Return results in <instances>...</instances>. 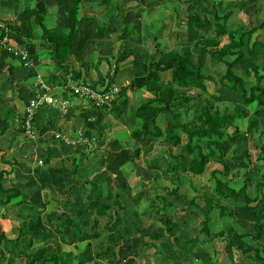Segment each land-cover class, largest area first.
<instances>
[{
	"label": "crops",
	"instance_id": "obj_1",
	"mask_svg": "<svg viewBox=\"0 0 264 264\" xmlns=\"http://www.w3.org/2000/svg\"><path fill=\"white\" fill-rule=\"evenodd\" d=\"M17 1L18 0H0V149L4 153L3 160L5 162L0 163V168L8 169V161L11 159L16 160L12 167V173L5 178V184L13 185L20 190L21 198L24 202L17 206L19 207V219L25 221L27 229L32 235L38 236L37 239H34V237L32 238V246L34 248L40 247L41 251L34 253L33 250L25 248L27 239L31 238V235H26L15 242L14 251H12V246H9V252L6 253L7 260L11 264H17L19 262L29 264L32 259L27 261L24 255L35 257L47 248L51 252L57 250L59 253L68 252L71 255V264H90L91 262L93 264H156L154 259L152 261V258L150 257V259L148 257L149 255L151 256L152 252L149 254L148 251H152V247L149 245L142 246L141 244H136L132 240L139 238L135 236L138 228L142 233H152L150 235H153V225H150V223L145 224V216L147 214L144 215L145 213L142 208H139V204L142 201L140 202L137 200L134 204L133 213H131L133 217H137L138 221L135 222L136 224L132 223V226L130 224L126 225L121 216L130 209V206L127 204L132 201V197L135 195L133 189H136L135 187H137L138 182L142 183V180L136 177L138 173L136 169L132 175L126 173V168L129 164H132L130 161L132 147H128L127 141L124 143V137L127 136L125 132L128 129L130 130L129 134L136 131L138 124L134 125L132 123L138 120L140 124V120L143 122L150 113L149 110H145L137 117L134 111V118L131 117L132 113H129V110L127 111L125 108L129 106L128 103L137 100V102H135L137 103L136 109L137 106L144 102L146 98L150 97L151 94L144 87H140V89L144 88L146 90V94L144 93L142 96L145 99H142L137 93H127V89H125L126 86H123L125 88L122 92L124 93L125 91V95L122 96L123 93L121 92V96L113 105L111 104L105 108H95L90 100L83 99L71 93L70 87L66 84L67 81H65L64 76L70 72L73 74V82H81L83 84L93 83L94 86L99 85L98 82L96 83L98 74L104 77L110 71V75H112V69L107 67L108 65L104 60L99 62V59L106 55L116 56L124 49L135 48L138 52L140 51V53H138L139 60L147 62L151 52L148 53L147 60L140 59L143 55L141 47L144 48L149 41L145 35V30H148V27L157 29L156 32L151 31L149 34H153V37H157L156 39L160 41L166 27L164 23L166 18V15H164L165 9L168 8H159L161 15L158 17H153L150 14L143 17L141 14L130 21L127 18H134L135 16L134 14L126 13V8L131 6L137 7L141 12L136 11L135 15L142 13V9L144 10L146 6L143 3L144 0H134L125 5L122 0H110L103 14L110 18V23L118 19L123 21V23L119 21L121 22L119 29L113 28L112 31H120L125 24L129 25L130 22L134 21L133 23L137 25L136 35H117L118 33L110 30L111 33H109V36H104L98 40H96L97 36L92 29L95 25L96 16L88 14L87 10L90 8H86L83 12L91 16V19L82 21L80 18L83 12L79 10L77 14L78 20L76 30L72 34L73 47L79 52L81 59L84 61H87L86 59L89 58L90 55L91 57L88 59L90 62L93 58H98V74H95L96 77H93V75L88 72L87 66L84 68L78 62V65L74 66V61L76 62L74 56L69 57L67 61L68 68L66 70H60L58 74L50 58V54L48 53L49 46H47L41 38V29L35 22L34 15L28 16L25 21L27 30L21 26V18L24 11L32 8L43 16L44 23L48 27L58 28L65 33L68 32L73 22L69 10H66L69 6V0H63L61 3L57 0H30V6L23 5L22 9L18 7ZM118 1L119 6L111 11L112 5L115 6ZM185 1L186 0L183 1L185 4V11H188V13L186 12L187 15L185 19L181 17L179 9L177 7L175 8V3H170L175 2V0H164L162 5L168 6L172 4L173 15L171 17L174 19V24L180 23V19L183 22L182 29H179L180 33L184 36L183 39H191L195 42L197 34H199L197 28L204 27L206 21L198 15V11H200L201 6L205 10L208 8L209 12L203 15L207 19H211V11L213 10L212 4L214 2H208L207 0ZM218 1L216 8L221 11L220 13L230 11L232 18L236 19L235 24L231 18L229 19L231 29H238V31L241 32L244 29L249 30L251 27L262 24V28L252 33L251 40L253 41L256 38L259 39L258 35L262 36L260 39H264V15L260 14V5H257V0ZM15 6L18 9H16ZM149 9H151V7ZM8 10L14 11L13 14L10 15V19L7 18L6 20L1 18L3 16V11ZM252 13H255V15ZM192 14H195L201 22L192 28H187L186 20ZM240 19H242L243 22H238ZM99 22L98 20L96 25ZM169 22L173 23L171 20ZM139 24L141 28H139ZM10 25L19 29L22 33L11 30L9 28ZM3 29L4 33L2 34ZM26 31L30 33L28 37L24 35ZM192 32H196L195 37ZM188 35H190L189 38ZM205 35L207 36L208 34L205 33ZM180 41L181 43L183 42L182 39H180ZM97 44L103 46L105 49L99 46V49L94 51L93 48L95 46L98 47ZM132 46L134 48H132ZM21 51L27 53L29 58L28 63L20 58ZM92 51L96 53L93 58L92 54L94 52ZM110 51H113V53L109 54ZM171 55L172 54L162 53L159 57V63H165L161 62V57L168 59ZM131 63L130 59H128L114 75L113 81H115L116 78L117 82H123V75L122 78L119 80L117 79V75L123 70H125L124 73L128 72V74L132 72L137 73L142 70L139 65ZM246 64H250L249 58L246 59L245 64L236 65L235 68L238 69L240 66H245ZM128 65H131L132 68H128ZM112 66L110 68H112ZM96 68L98 67L96 66ZM166 72L169 73L170 79V71H164L162 73L165 74ZM39 74L41 76L37 77ZM238 74L241 75L240 73ZM138 78L140 79L138 80ZM39 79L46 80V82L50 84V93L53 96H57L59 99H68L69 104L65 109H62L59 103L39 107L35 113L33 123L37 136L34 139H29L23 134L24 129L22 121L25 113L24 107L28 99L36 92L37 88L34 85ZM136 79L140 81L142 77H137ZM130 95H135V98L133 97V100L128 99ZM144 113L145 116H143ZM97 129L99 130L97 131ZM97 139L100 145L93 143L94 141L97 142ZM132 139L133 141L136 139L134 135ZM101 141H103V147L101 146ZM186 141L187 139L184 141V146ZM150 143H152V141ZM92 145L95 146V148H93ZM16 150H18V154H16ZM90 150L94 151V155L89 156V154H87V152L91 153ZM138 151L139 149L137 148L135 153L137 154ZM142 151L144 154L148 153L146 149H142L141 152ZM146 160L150 162L148 159ZM39 161H41V163ZM103 162H106V165H103ZM154 163L158 165L157 160ZM137 167L141 168L140 165H137ZM77 174L80 175L78 179L75 178ZM132 177L136 178L133 179ZM85 179L88 180V183H96L99 185V188L103 189L101 195L96 194V197H89V194L86 193L92 190V187L85 182ZM132 182L135 184L130 185ZM69 183L71 184L68 186L65 185ZM113 191L118 194V200L123 204L124 209L118 210L114 208L117 212L115 215L112 210L113 208H109L105 211L106 213L104 215H98V206L108 203L109 195ZM89 198L91 201L96 200L99 202L97 207L92 206L95 208L94 213L89 209L91 205L88 206V210L82 207V205L87 206ZM128 199L131 200L128 201ZM89 201L88 204L91 203V201ZM59 204H61V207ZM62 204H65L64 206L68 204L66 210L62 207ZM56 207H59L60 210ZM110 210H112L111 215H109ZM63 211L68 212L72 219V223L69 224L66 222V217H62V223L65 225V227H63L64 235L65 237L71 235V240L66 238V241L59 238L60 234L55 232L54 223L51 222ZM121 211H124V213L122 214ZM3 213L6 214L7 217L13 218L12 212L9 211L6 213L4 211ZM189 215L191 216V214ZM101 216H111L115 218L113 221H104L100 224L102 227L99 230L96 226H98L99 223L98 217L102 219ZM90 217L93 219L89 220ZM13 221V223L17 224L18 218L14 216ZM122 222H124V225ZM8 227L9 225H6L5 229ZM124 227H126V230L122 232L121 230ZM114 230L117 234L119 231H121L120 235L125 234L123 235L124 237L122 236L123 238L121 241H119L120 239H114L112 236ZM95 232H97V236H95ZM103 232H105L104 235L106 234L104 242L95 244V239L100 237ZM172 233L173 236H175L174 244L179 246V243H181V236L176 235V231L173 232L172 230ZM182 235L186 236L187 233L185 232V234ZM119 237L117 236L116 238ZM191 239V235L189 234L188 244L193 243L190 241ZM248 243L250 242L248 241ZM256 244L257 242L255 245ZM246 245L255 246L251 244ZM259 245H261V243H259ZM113 251L116 257L113 256ZM81 254L84 255L83 259L80 258ZM153 255L156 256V258L158 256L157 253H153ZM79 261H82V263H79ZM4 264H7V262Z\"/></svg>",
	"mask_w": 264,
	"mask_h": 264
},
{
	"label": "trees",
	"instance_id": "obj_2",
	"mask_svg": "<svg viewBox=\"0 0 264 264\" xmlns=\"http://www.w3.org/2000/svg\"><path fill=\"white\" fill-rule=\"evenodd\" d=\"M59 3L63 0H57ZM110 0H69V6L66 10H69V14L72 17V26L68 32H62L58 28H50L44 23V18L34 9L25 10L21 18V26L25 27V21L28 16L34 15L35 22L41 29V38L44 43L49 46L48 53L50 58L59 70H66L68 68L67 61L70 56H74L76 60L83 66H87V62L82 61L80 54L74 49L72 42V34L76 30L77 26V14L79 10L81 12L86 8L97 7L101 11H106V5ZM211 18L213 20V34L211 36L199 35L195 40L194 44L197 49V63L195 64L189 55L184 52H178L175 50L172 55L168 58L166 63H159V57L162 54L161 43L153 37L155 51L149 56L147 62L140 61L138 51L134 49H124L118 55L112 57L114 59L112 68V75L110 71L106 76L98 74V84L103 85L107 81V86L114 83L111 79L119 71L121 66L132 57L130 61L134 65H139L142 70L134 73L128 86L144 87L151 96L146 98L144 102L137 106L135 109V115L139 117L145 110H149L150 113L146 119L142 122V127L137 129L132 134L137 137L145 136L150 134L156 138H162L165 142H171L173 145H179L182 142L181 134L185 133L188 139L185 143V152L183 153H171L169 154L170 161H168V172H170V182L173 187L167 190L166 193L156 194L153 198H150L147 211L144 209V213H148L149 216L154 217L157 222V231L153 235H141L139 228L137 229L136 237L141 238L143 245H148L153 240H160L162 228L166 234H170L172 227L168 224L167 219H163L166 213L173 212L172 203L167 199L168 195L177 197L179 194L180 184L183 182V176L185 174L201 175L209 170V177L213 182L212 192L214 196L219 199L228 200L232 198L237 201L239 196L242 195L244 204L242 209L245 213L250 214L254 219V225L251 228L252 231H233L230 242L235 244L242 254H249L254 252L256 256V262L252 264H264V247L259 246L257 243L255 246H247L244 240L255 239L259 242L264 241V178L251 173L254 179V186L252 192L248 187V183H243L239 188H233L230 185L231 178V165L227 161L225 153L222 151V146L227 142H237V140H246L248 134L255 127L254 122H250L246 125L244 131L241 128L247 113L245 109L239 105H233L232 108L220 110L214 106L208 98L210 97L209 91L206 85V74L202 71V61L205 54L214 60L225 65L223 74L219 77L220 84L227 87L231 91H240L241 99L244 104L253 105L259 112L264 111V86L262 80L264 74L259 70L258 64L249 65L251 71L255 76L253 83L246 88V80L235 72V66L246 63L247 58H257V52L260 50L264 52V39L251 40L252 33L259 30L263 25L251 27L249 30L231 29L229 25L230 11L225 13H219L215 4H212ZM82 21H88L91 16L87 13L82 14ZM109 21V17H108ZM201 21L195 15H190L186 20L187 28H192ZM105 24L98 23L96 27L97 35L102 38L108 33L105 28ZM9 28L15 32L22 33L19 29L9 26ZM137 25L125 24L120 30L122 35L136 34ZM27 30V29H26ZM4 29L2 30V34ZM25 36H29L30 33L26 31ZM225 37L226 41L220 45L221 39ZM107 59L108 62L112 59ZM164 71H170V79L163 80L161 73ZM110 76V78H109ZM136 77H142L140 81ZM109 80H108V79ZM93 85V83H90ZM94 86V85H93ZM120 88L119 95L115 101L120 97L122 89ZM126 89V88H125ZM202 97H206V105H196L194 109L199 113V118L202 121L200 124L194 126H188L180 121L182 113L189 108V106L197 104ZM217 98H215L216 100ZM107 105L95 108H105ZM168 112L172 116V120L168 121L165 127H161L157 124L158 117L160 114ZM197 115L194 116V118ZM197 116V117H198ZM264 120V118H263ZM151 121L154 125L152 129L148 127V122ZM264 123V121H263ZM23 125V121H22ZM99 129H97L98 131ZM95 131V129H94ZM93 131V132H94ZM264 131V130H262ZM94 135V133H93ZM255 147L259 149L260 157L264 156V142L255 144ZM4 153L0 149V163H5L3 160ZM237 160L238 166L243 169H248L252 164L251 155L247 150L242 151L239 154L235 153L233 156ZM16 162L15 159L8 161L9 168H0V264H4L9 261L7 260L6 253L9 252V244L18 241L23 236H30L31 233L27 229L26 223L23 220H19L18 225L15 228L11 222V218L7 217L6 214L1 213V209L4 210L8 205L18 206L24 202L21 198L20 190L13 185H6L5 178L7 175L12 173V164ZM88 183V180L85 181ZM98 191L99 185L91 183ZM190 188L196 194L203 195L202 213H200L201 222L199 233L206 236L208 239H213L215 236H222L223 232L218 231L213 233L210 231V221L212 219V212L214 209L218 210L220 217H235L233 211L226 204H222L221 200H216L213 195L208 193L197 192L198 188L189 185ZM194 195L191 197L193 198ZM118 194L113 191L109 195V202L99 205L96 200L91 201L90 205L98 206V215H104L107 209L113 208L115 215L118 210H123L124 206L118 200ZM190 204H193V200H190ZM193 212V211H192ZM194 214V213H193ZM195 215V214H194ZM66 217V222L71 224L72 219L69 213L63 211L58 217L53 219L54 230L62 236V239L66 241L71 240V235L65 237L62 223V217ZM10 221H9V220ZM52 220V219H51ZM9 225L7 229L5 226ZM14 227V228H13ZM14 232H13V231ZM97 236V232H95ZM121 237V238H120ZM119 237V241L123 238ZM146 237L148 239H146ZM207 240V239H206ZM205 241V240H204ZM113 256L116 257L115 252H112ZM28 260H31L29 264H71V255L68 252L59 253L58 250L51 252L49 249H44L39 255L32 257L30 255H24ZM210 260V259H209ZM28 264V263H27Z\"/></svg>",
	"mask_w": 264,
	"mask_h": 264
},
{
	"label": "rangeland",
	"instance_id": "obj_3",
	"mask_svg": "<svg viewBox=\"0 0 264 264\" xmlns=\"http://www.w3.org/2000/svg\"><path fill=\"white\" fill-rule=\"evenodd\" d=\"M120 1V0H119ZM119 1L115 4V6L112 5L111 11L114 10L115 7H118L119 5ZM124 5L127 4L128 2H132L134 0H122ZM141 1V0H140ZM184 0H175V2H170L172 4H174L175 8L177 7L179 9V11L181 12V17H183L184 19L186 18V15L188 13V11H185V4L183 3ZM208 2H214L215 4V8H216V4L217 2H219L218 0H207ZM230 1V0H229ZM164 2V0H144V4L146 5L144 10L142 9V13H138L135 15V12H141L139 10V8L137 7H128L126 8V13H131L134 14V18H127L128 20L132 21L133 19H135L136 17H138L139 15H143V17L148 16L149 14L153 17H158L161 15V11H159L160 9L163 8H168L165 9V14L166 18L164 23L166 24V27L164 29L163 35L160 38V43H161V47H162V53H167V54H172L175 50H177L178 52H186L189 55V58L196 64L198 57H197V47L195 46L194 42L191 39H183V35L180 33V30L182 29V25L183 22L180 19L179 22L180 23H176L173 21V17H171L173 15V11H172V4H169L168 6L166 5H162ZM187 2V0L185 1ZM18 7L20 9L23 8V5H28L30 6V0H18ZM260 5V14L264 15V0H257V5ZM108 6V4H107ZM16 7V6H15ZM151 7V9H149ZM160 8V9H159ZM16 9H18L16 7ZM149 9V10H148ZM216 10L220 13L221 11H219L217 8ZM88 14H92L96 16V21H95V25L92 27L93 31L95 32V35L97 36L96 40H98L100 37L97 35L96 32V23L98 22V20L100 21L99 23H103L105 24V28L107 29L108 33H106V36H109V33H111L113 28H117L119 29V25L121 26V19L115 20L113 23H110V18L108 21V16L103 14L105 13L101 11L99 8H90L87 10ZM13 10H8V11H3V16L1 18L3 19H10V15L13 14ZM187 12V13H186ZM207 12H209L208 8L205 10L203 9V7L201 6L200 11H198V15H200L205 21L204 23V27H198L197 28V32L199 34H197V36L199 35H205V33H207V36H211L213 34V20L211 19H207L206 17H204L203 14H206ZM212 12V11H211ZM103 14V15H102ZM253 15H255V13H252ZM231 17H229V19L231 18L233 20V23L235 24L236 19L232 18V15H230ZM105 17V18H104ZM172 21L173 23H170L169 21ZM138 21V20H137ZM243 20L240 19L238 22H240ZM134 22V21H133ZM133 22H128L130 26L134 25ZM123 23V21H122ZM139 23V21H138ZM121 28V27H120ZM139 28L140 24H139ZM180 29V30H179ZM111 30V31H110ZM146 37L149 39L148 43L146 44V46H144V48L141 47V50L143 51V55L140 57V59H145L147 60L148 58V53L151 52V54L155 51V47H154V40H153V34H149L151 31H157V29L149 28L148 30L146 29ZM112 32H116L118 33L117 35H120V31H112ZM143 32V30H142ZM193 36H196V32H192ZM144 34V33H143ZM130 35V34H129ZM136 35V34H135ZM150 35V36H148ZM264 36V35H263ZM156 37V36H155ZM190 37V35H188V38ZM257 37V36H256ZM255 37V38H256ZM259 38H261V35H258ZM157 38V37H156ZM180 39H182V43L180 41ZM226 41V38L223 37L221 39V43L220 45H222L224 42ZM98 45V44H97ZM98 47H94V51L99 49ZM101 48H104L103 46H100ZM132 48H134L132 46ZM105 49V48H104ZM134 50H136L134 48ZM92 51V52H94ZM138 51V50H136ZM115 52V51H114ZM79 53V52H78ZM91 53V52H90ZM113 53V51H110L109 54ZM140 53V51L138 52ZM96 53L94 52L92 54V58ZM150 54V55H151ZM114 55L112 56H104L103 58L99 59V62H101V60H104V62H106V64L108 65L107 67L110 69V67L113 65L114 59L112 58ZM91 57V55H90ZM89 57V58H90ZM87 58L85 62H87V67H88V72L91 73L93 75V77H96L95 74H98V58L97 59H92L91 62L88 61ZM110 62L107 61V59H110ZM76 59V58H75ZM129 59H132V57H129ZM139 59V58H138ZM149 59V58H148ZM250 59V64H246L245 66H240V68H235V72L240 73L241 76L246 80V88L249 87V85L251 83L254 82L255 80V76L253 74V72L251 71L249 65H253V64H258L260 66L259 70L262 71V73L264 74V52H261L260 50H258L257 52V58H249ZM161 62H165L168 60L165 57H161ZM166 60V61H165ZM84 61V60H82ZM148 61V60H147ZM80 63L78 60H76V62L74 61V66L78 65V63ZM132 64V63H131ZM81 66V65H80ZM96 66L98 68H96ZM123 66V65H122ZM82 67V66H81ZM83 67L85 68L86 66L83 65ZM128 68H132L131 65H128ZM56 72L59 74V68H57V66L55 67ZM225 69V65L223 63L220 62H215L214 60H212L208 54H205L204 59L202 61V71L206 74V85H207V89L209 91V95L210 97L208 98L211 102H213L214 106L218 107L220 110H223V108L225 107L226 109L228 108H232L233 105H239L241 108L245 109L246 113H247V117H245L243 125H242V129L244 131L245 127L247 124H249L250 122H254L255 123V127L251 130V132L248 134V138L246 140H237V142H227L225 145L222 146V151L225 153L226 157L228 158L227 161L229 163V165H231V173L229 174V177H231L230 180V185L233 188H239L243 185V183H248V187L250 189V192H252L253 186H254V179L253 176H251V173H254L257 176H261V172L263 173V175L261 177L264 178V156H260L259 153V149H257L255 147L256 143L259 142H264V123H263V118H264V111H258L253 105H247L243 103L242 99H241V93L240 91H231L229 90L227 87H224L222 84H220L219 81V77L220 74L223 72V70ZM112 71V70H111ZM125 70L121 71L118 75H117V79L119 80L120 78H122V75L124 76L123 82L119 83L117 82L116 78L115 81H113V79H111L115 84H117L120 88L123 86H126V91L131 92L133 94L137 93L138 96H143V94H146V90L144 88L140 89L138 87H134L131 88L128 86L130 80L133 77V74L135 72L129 73L126 72L124 73ZM87 72V71H84ZM166 72L165 74L162 73V78L164 80H168L169 79V73ZM87 76V75H86ZM110 78V76H109ZM137 78V77H136ZM140 78H138L139 80ZM109 80V79H108ZM262 85L264 86V78L262 80ZM123 91V89H122ZM123 93V92H122ZM125 95V91L122 94V96ZM121 96V95H120ZM133 97L135 98V95L133 96H129L128 99H132ZM215 98H217L215 100ZM140 99V98H139ZM142 99H145L144 97H142ZM206 97H202V99L195 105L189 106V108H187V110H185L182 115L179 117L180 121L185 123L188 126H194L195 124H200L202 126V121L199 118V113L194 109V106L196 105H206ZM127 101V99H126ZM134 102L132 103H128L129 106L127 108H125L129 113L131 114V117H134L133 112L135 111V107L137 105V100H133ZM57 103H54V105ZM141 104V103H140ZM197 115L195 118L194 116ZM145 116V113L144 115ZM135 118V117H134ZM168 120H172V116L170 113L165 112L160 114V116L158 117L157 120V124L161 127H165V125L167 124ZM142 120H140V124L138 122V120L134 121V125L138 124V127L136 129H140L142 127ZM153 124L152 122H148V127L150 129L153 128ZM129 129L125 132L127 134V136L124 137V143L125 141H127L128 143V147H132V154H131V162L132 164L126 168V173L132 175V173L134 172V170H137V175L136 177H139L142 180L141 182H138L137 187H135L136 189H133V193H135V195L132 197V201H130L127 205L130 206V209L128 210V212L121 211L123 215L122 218L124 219V222L126 223V225H131L132 223H135L137 220V217H133V215L131 213H133L134 210V204L138 201H142L139 204V208H142V210H146L148 208V204L150 202V198H153L156 194H163L166 193L167 190L171 189L173 187L174 184H172L170 182V172H168L167 168H168V161H170V157L169 154L171 153H183L185 152V148H184V141L186 139H188L187 134L185 133H180L181 137H182V143H180L179 145H173L171 142H165L163 141L162 138H156L154 136H151L150 134L145 135V136H141V137H136L135 136V140L133 141L132 136L133 134H129ZM23 133V132H22ZM25 134V133H23ZM123 134V132H122ZM26 135V134H25ZM150 139L152 141V143H150L151 141L148 140ZM98 142V143H97ZM97 142L94 141L93 143L96 145H100L98 139ZM93 144V145H94ZM93 148H95V146H93ZM101 146L103 147V141H101ZM97 147V146H96ZM144 147V148H143ZM92 148V149H93ZM98 148V147H97ZM139 149L138 153H135L136 149ZM142 149H146L148 151V153L144 154V152L142 153L141 150ZM169 149V150H168ZM247 150L250 152L251 155V161L252 164L250 165V167L248 169H243L240 168L238 166L237 160L233 158V156H235L236 154L241 153L242 151ZM91 153L87 152V154H89V156L94 155V151L90 150ZM16 154H18V150H16ZM25 158V157H24ZM129 158V156H128ZM100 159V158H99ZM148 159L150 162H147ZM157 160V164L155 165L154 162H156ZM137 161V162H136ZM154 161V162H153ZM160 162V163H158ZM103 165H106V162H103ZM137 165H140L141 168H138ZM12 167L14 166L13 164L11 165ZM209 170H207L206 172H204V174L201 175H192V174H185L183 176V182L182 184H180V188H179V195L177 197H174L172 195H168L167 199L172 203V207H173V212L171 213H166V216L163 217V219H167L168 224L172 227L173 232L176 231V235L181 236V243H179V246H176L174 244V240H175V236H173L172 231L170 232V234H166L164 232V230L161 228L160 232L162 233V238L160 240H153V242L151 244H148L149 246L152 247V251H148L149 254L151 253V256L149 255L148 257L152 258L156 261V264H252L256 262V256L254 254V252L250 253V254H242L241 251L235 247V244H231L230 242V238L232 235L233 231H252V227L254 225V219L251 217L250 214H247L243 211L242 209V205L244 204V200L242 199V195L239 196V199L237 201L233 200L232 198L228 199V200H223V199H219L216 196H214V193L212 192V186H213V182L211 180V178L209 177ZM80 177L79 174H77V176L75 177L76 179H78ZM135 177V178H136ZM133 179H135L134 177H132ZM86 180V179H85ZM85 180H81V181H85ZM76 181V180H75ZM74 181V182H75ZM73 182V183H74ZM79 182V181H77ZM72 183V182H71ZM69 184H65L66 186L70 185ZM80 183V182H79ZM78 184V183H77ZM92 190L87 191L86 194H89V197H96L97 195H101V192L103 191V189H99L98 191L96 190V188L91 184ZM102 184V183H100ZM135 183L132 182L130 183V185H134ZM144 184V186H143ZM189 185L195 186L196 188H198L197 192H201V193H208L210 195H213L215 197V199L221 200L220 202L222 204H226L227 206L230 207V209L233 211L235 217L233 216H226V217H220L218 214V210L214 209L212 212V219L210 221V231L213 233H216L218 231H222L223 235L222 236H215L213 237V239H208L206 236L201 235L199 233V228H200V222H201V217H200V213H202V205H203V195L202 194H196ZM106 187V186H105ZM133 187V186H132ZM193 198L191 197L192 195H194ZM90 200V198L88 199V201ZM131 199H128V201ZM190 200H193V204H190ZM87 201V206L86 205H82V207H85L86 209L88 208V206H90V204H88ZM91 201V200H90ZM89 201V202H90ZM61 207V204H59ZM65 204H62V207H64V209L66 210L68 204L66 206H64ZM70 207V206H69ZM59 208V207H56ZM136 208V207H135ZM19 207L17 206H13L8 205L6 208L1 209V213H3L4 211L6 213H8L9 211L12 212V216L14 218V216H17ZM89 209H91V212H95V208L89 207ZM138 209V208H136ZM3 210V211H2ZM60 210V208H59ZM88 210V209H87ZM193 211V212H192ZM119 212V211H118ZM195 215H194V214ZM112 214V210H110V214ZM148 215V213H145L144 215ZM191 214V216L189 215ZM145 216V224L150 223V225H153V234L156 233L157 231V222L155 220L154 217L151 216ZM95 216V215H94ZM13 218L11 217L12 221V225L16 227V225L19 223L15 224L13 223ZM102 219H100V217H98V226H96V228H98L99 230L101 229V225L104 221H113V219L115 217H111V216H101ZM93 218H89V220H92ZM124 222H122V224L124 225ZM136 224V223H135ZM13 227V228H14ZM107 228V227H105ZM126 230V227H124L121 231L124 232ZM13 231V230H12ZM117 234V232L114 230L112 232V236L114 237V239L119 240V238H116L117 236H123L125 234L120 235V232ZM14 232V231H13ZM141 235H147V237L152 234V233H142L139 230ZM185 232L187 233L186 236L182 235L185 234ZM105 232L102 233V235L100 237H98L97 239H95V244L97 243H103L104 239L106 238V234L104 235ZM137 233V231H136ZM135 233V235H136ZM134 234V233H133ZM132 234V235H133ZM189 234L191 235V240L193 243L192 244H188V236ZM196 235V237H195ZM37 239L38 236L32 235L31 234V238L27 239V242L25 243V248L28 250H33L34 253H38L41 251L40 247H33V238ZM124 237V236H123ZM146 237V239H148ZM60 239H62V236H59ZM207 239V240H206ZM134 241V243L136 244H141L143 246V244L141 243V238H136V239H132ZM150 240V239H148ZM205 240V241H204ZM246 244H251V245H255V243L259 242L255 239L252 240H244ZM248 241L250 243H248ZM132 243V242H130ZM261 243V247H264V241L259 242ZM15 242H12L11 244H9V246H12V251H14L15 246H14ZM147 252V251H146ZM22 253V252H20ZM153 253H157L158 256L156 258V256L153 255ZM81 259L84 258V255L81 254ZM150 258V259H151ZM210 259V260H209ZM83 261V260H82ZM82 261H79V263H82ZM85 261V260H84ZM76 262V261H75ZM78 263V262H76ZM17 264H23V262H19ZM90 264H93L92 262Z\"/></svg>",
	"mask_w": 264,
	"mask_h": 264
},
{
	"label": "built area",
	"instance_id": "obj_4",
	"mask_svg": "<svg viewBox=\"0 0 264 264\" xmlns=\"http://www.w3.org/2000/svg\"><path fill=\"white\" fill-rule=\"evenodd\" d=\"M20 58L28 63L29 58L26 52L21 51ZM39 76L41 75H37V77ZM64 78L73 95L90 100L95 107L111 105L112 101L116 99L120 92V87L115 83H112L110 86H107V81L103 85L95 86L90 83H76L72 81L73 74L70 72L65 74ZM34 86L37 88L36 92L28 99L24 107L23 131L29 139H34L37 136L33 123L35 113L39 107L59 103L60 107L65 109L69 104L68 99H59L50 93V84L46 80L39 79ZM39 162L41 163V161Z\"/></svg>",
	"mask_w": 264,
	"mask_h": 264
}]
</instances>
